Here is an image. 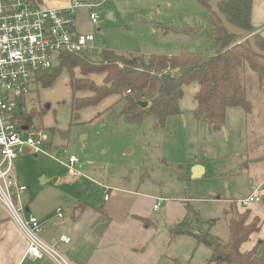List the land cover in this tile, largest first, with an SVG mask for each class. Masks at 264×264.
I'll return each instance as SVG.
<instances>
[{"label":"rangeland","instance_id":"1","mask_svg":"<svg viewBox=\"0 0 264 264\" xmlns=\"http://www.w3.org/2000/svg\"><path fill=\"white\" fill-rule=\"evenodd\" d=\"M82 1L92 5L98 18V24H93L87 8L76 9V29L94 36V49L87 54L104 47L146 55L209 56L214 52L207 9L196 0ZM185 70L170 72L178 76ZM245 73L250 111L228 108L226 123L219 130L194 118L195 82L183 86L182 113L167 117L160 128H154L151 115L128 124L119 114L122 102L112 96L72 111L73 96L80 93L72 92L66 71L49 86L34 84L22 98L25 115L31 113L30 131L42 130L46 141L42 151L18 154L12 161L16 177L26 187L24 207L29 211L25 215L47 212L52 217L59 207L66 216L71 199L100 205L103 197L112 193L104 187L115 186L151 198L150 207L161 198L155 217L159 222L165 203L171 205L173 227L182 230L172 235L169 253L173 264L206 263L211 248L198 242L196 235L227 240L225 210L230 205L235 212L250 209L258 216L261 226L256 234L263 237L264 78L259 80L249 66ZM94 80L101 82V77ZM70 155L77 158L76 168L82 175L69 173L65 163ZM195 165L204 169L198 177H193ZM259 183L260 202L250 203L249 209L240 208L237 201ZM120 195L122 204H115L118 213L134 206V196L127 192ZM248 218L252 219L250 214ZM263 239H259L257 252ZM248 243H242L241 249L248 248Z\"/></svg>","mask_w":264,"mask_h":264},{"label":"trees","instance_id":"2","mask_svg":"<svg viewBox=\"0 0 264 264\" xmlns=\"http://www.w3.org/2000/svg\"><path fill=\"white\" fill-rule=\"evenodd\" d=\"M196 1L208 12L215 46L211 55H146L107 47L88 54L62 52L53 67L36 74V83L49 86L61 72L66 71L72 92L80 93L73 96L72 111L96 105L112 96L122 102L119 114L128 124L139 123L151 115L154 128H160L167 117L182 113L179 100L183 96V86L195 82L198 89L194 96V118L212 130L221 129L226 123L228 108L241 107L250 111L245 67L249 66L262 80L264 57L256 55L248 41L223 27L209 6L210 0ZM218 7L230 24L254 33L250 20L252 0H223ZM254 37L256 45L264 50V39L257 33ZM182 67L186 70L180 75L171 74L170 71ZM95 76H100L101 82L95 81ZM139 101L147 102V106L141 107ZM19 120L30 125L31 113L20 115ZM232 206L225 210L229 230L227 240L196 235L198 242L211 248L205 264H264V255L257 252L262 240H258L251 250H241V244L259 232V218L255 216L248 221L249 210L238 213ZM180 231L174 228V233ZM186 233L191 232L186 230Z\"/></svg>","mask_w":264,"mask_h":264},{"label":"built area","instance_id":"3","mask_svg":"<svg viewBox=\"0 0 264 264\" xmlns=\"http://www.w3.org/2000/svg\"><path fill=\"white\" fill-rule=\"evenodd\" d=\"M80 7H88L90 22L98 24L92 5L82 0H68L61 7L42 6L36 0H0V207L26 240L23 258L33 262L48 257L55 264H71L41 237L44 224L32 214L25 215L26 187L16 177L12 161L18 154L42 151L46 135L40 129L30 131V125L20 122L19 116L26 111L22 98L37 84L36 74L53 67L60 53L93 51L94 36L75 28V13ZM76 164L77 158L70 155L65 166L78 176L81 173ZM260 195V187H252L237 204L246 208L260 202ZM157 201L154 209L162 199ZM56 215L62 217L61 209ZM59 239L70 241L66 234Z\"/></svg>","mask_w":264,"mask_h":264},{"label":"crops","instance_id":"4","mask_svg":"<svg viewBox=\"0 0 264 264\" xmlns=\"http://www.w3.org/2000/svg\"><path fill=\"white\" fill-rule=\"evenodd\" d=\"M36 1L42 5L44 3L46 7H61L68 0ZM84 8L89 11L88 7ZM250 20L254 33L264 39V0H252ZM260 183L255 187H260ZM252 187L247 195L251 193ZM104 190H111L112 193L111 196L105 195L100 205L73 198L70 201V212L66 216L62 213V217H58L55 213L51 217L47 212L36 216L44 224L41 237L54 245L71 264H173L169 253L174 232L171 205L165 203L160 215L162 220L159 222L155 217L160 207L154 209L156 203L150 207L151 198L148 199L136 190L115 186L112 189L105 186ZM124 191L134 196V206L118 213L115 204H122L123 197L120 194ZM105 203L107 207H104ZM180 213L184 214L183 211ZM255 216L250 211V217ZM61 234H66L70 241H61ZM257 234L251 235L248 248L242 251L251 250L259 239L264 238H258ZM25 248L24 236L0 207V264H55L48 257L35 262L23 258ZM258 255H264V244Z\"/></svg>","mask_w":264,"mask_h":264},{"label":"water","instance_id":"5","mask_svg":"<svg viewBox=\"0 0 264 264\" xmlns=\"http://www.w3.org/2000/svg\"><path fill=\"white\" fill-rule=\"evenodd\" d=\"M223 0H210L209 1V6L212 9V11L217 15V17L219 18V20L221 21L223 27L231 34L236 35V36H240L242 37L244 40L248 41L252 51L261 57H264V50L260 49L257 45H256V41H255V37H254V33L249 32L247 30H243L240 28H237L235 26H233L232 24H230L227 19L225 18V16L223 15V13L219 10V3L222 2ZM139 105L143 108H145L147 106V102L145 101H139L138 102ZM24 129H26V127H23ZM204 172V169L202 166L200 165H195L193 167V177H198L200 176L202 173Z\"/></svg>","mask_w":264,"mask_h":264}]
</instances>
